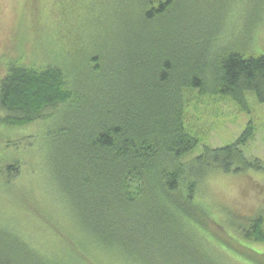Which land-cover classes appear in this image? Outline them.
Segmentation results:
<instances>
[{
	"label": "trees",
	"instance_id": "trees-1",
	"mask_svg": "<svg viewBox=\"0 0 264 264\" xmlns=\"http://www.w3.org/2000/svg\"><path fill=\"white\" fill-rule=\"evenodd\" d=\"M218 2L136 0L126 11L130 17L123 18L121 49L109 64L91 55L87 64L69 65L57 53L44 61L20 57L5 65L0 128L50 123L39 132L48 190L71 226L63 229L87 255L96 249L114 256L120 249L140 264H218L202 250L198 227L188 226L187 218L202 224L217 219L195 201L200 180L214 170L264 171V161L242 148L253 124L234 142L205 145L189 158L200 144L186 126L193 91L228 95L244 110L249 92L264 103V54L222 48L215 37L218 24L209 28V38L198 34L205 4L222 17ZM38 11L35 7L34 16ZM21 165L19 159L0 157V181L12 182ZM247 224L238 230L241 237L264 242V216ZM9 226H0V264H68L71 257L97 264L76 256L67 243L61 245L67 259L33 249ZM201 227L213 234L208 225ZM2 231L15 234L16 247L36 258L14 252Z\"/></svg>",
	"mask_w": 264,
	"mask_h": 264
},
{
	"label": "rangeland",
	"instance_id": "rangeland-1",
	"mask_svg": "<svg viewBox=\"0 0 264 264\" xmlns=\"http://www.w3.org/2000/svg\"><path fill=\"white\" fill-rule=\"evenodd\" d=\"M262 1L219 0L217 4L223 9L222 17L211 4H205L204 15L197 23L198 34L202 38H209V28L218 24L220 32L215 37H219L218 44L222 48L246 49L264 54ZM135 2L0 0V76L5 72V65L20 57L24 61L35 59L38 62L59 53L69 65L79 66L87 64L86 60L91 55H99L103 64H109L121 49V41L126 34L123 18L130 17L131 14L126 11ZM35 7L40 8L36 16ZM196 38L200 39L199 36ZM190 95L186 126L199 136L200 144L189 154V158L200 153L205 145L218 147L234 142L253 124V133L242 148L248 157H258L264 161V103L253 92L247 94L249 110L242 109L228 95H201L197 90ZM2 114L4 111L0 109V116ZM48 123L41 122L16 130L0 128V157L7 161L16 158L22 162L21 172L12 182L0 181V226L12 225L13 231L33 249L37 247L50 254L58 252L65 259L68 257L61 245L67 243L76 256H83L84 260L92 257L97 264H140L128 259L120 249L115 251L114 256L96 249L88 250L87 255L78 247L76 237L72 234L71 237L65 230L71 226H66L65 215L53 192L48 190L49 183L40 151L43 132H39L43 128L45 131V127L50 125ZM33 135L36 137L28 142L27 138ZM12 139L21 141L14 144ZM195 201L203 203L210 216L217 218L216 222L207 218L203 221L205 224L199 219L187 218L190 222L188 226H195V230L198 227L196 232L202 242V250L206 249L218 264H264V242L247 240L238 233L241 227L248 225L250 219L259 214L264 216V171L253 168L242 172L208 171L200 180ZM207 225L213 234L201 227ZM1 234L6 242L14 246V252L29 259L36 258L20 245L16 247L19 239L15 234L4 231ZM68 251L72 253L69 248ZM68 264L91 263L71 257Z\"/></svg>",
	"mask_w": 264,
	"mask_h": 264
}]
</instances>
